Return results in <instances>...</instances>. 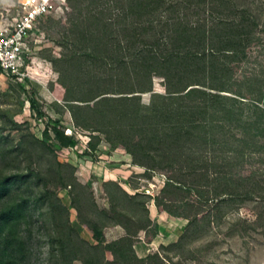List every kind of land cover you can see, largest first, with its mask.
Listing matches in <instances>:
<instances>
[{
    "label": "trees",
    "instance_id": "trees-1",
    "mask_svg": "<svg viewBox=\"0 0 264 264\" xmlns=\"http://www.w3.org/2000/svg\"><path fill=\"white\" fill-rule=\"evenodd\" d=\"M68 4L55 21L58 51L48 47L44 57L57 72L51 91L69 111L73 132L45 115L28 78L25 85L14 80L12 90L46 116L42 137L15 120L24 99L17 108L0 105V163L28 159L25 168L0 169V264H30L35 238L47 245L43 264H208L207 235L215 229L228 224L225 236H244L264 227V0ZM80 129L88 132L86 156L95 161L103 140L121 147L144 178L164 177L159 190L152 195L132 184L129 192L118 180L97 178L106 200L99 205L91 183L56 154ZM151 201L186 224L175 241L139 256L136 242L159 232ZM247 204L254 220L232 216ZM70 209L95 242L72 225ZM115 226L123 233L108 239ZM201 237L206 241L196 244Z\"/></svg>",
    "mask_w": 264,
    "mask_h": 264
},
{
    "label": "rangeland",
    "instance_id": "rangeland-1",
    "mask_svg": "<svg viewBox=\"0 0 264 264\" xmlns=\"http://www.w3.org/2000/svg\"><path fill=\"white\" fill-rule=\"evenodd\" d=\"M14 3L15 0H0V16L8 17L12 13ZM65 14L66 13L63 15L51 16L54 21H50L48 17H44L40 21V31L35 36L36 41L30 42V57L27 60L29 68L26 72L45 115L49 118L59 119L64 127V132L66 133L68 127H73L71 116L69 111L63 105V102H61V100L51 91V84L56 79L57 72L54 71L51 62L44 57V55L47 54L45 49L48 47L52 48L54 53H57L58 51L59 47L55 46L53 43L56 28L55 21L59 18H62L63 20ZM262 61L264 62V58H262ZM14 84L16 85V82L9 76L0 75V105L17 108L19 106V100L24 99L22 110L15 115V120L28 126L29 131L35 136L42 137V130L46 116L42 118L37 117L32 112L29 102L26 100V95L19 90H12L14 89L12 88V85ZM8 88L11 90L6 93L5 91H7ZM154 88L156 90H162L159 78H154ZM143 98L146 101L148 95L145 94ZM5 135L10 139L13 138L14 143L18 140V136L13 130H7ZM73 136L74 142L71 146L63 148L57 145L55 146L56 154L60 160H67L76 166L77 178L80 181L91 183L97 202L99 205L105 206L106 200L101 191L99 182L97 181V178L100 177L91 173V171L84 166L85 162L88 160L91 162H97V165L103 166V169H107L108 162H114L108 159L105 153L106 151H109L108 148L110 145L103 140L98 146L96 160L94 161V158L84 154L88 141V132L80 129L75 131ZM104 146H106V148ZM116 149V151L111 154L112 157L115 158L112 160L123 161L124 157H122V155L126 152L121 147H116ZM27 162V158L23 159L21 157L8 159L7 163H0V169L4 171H14L18 168H25ZM121 168L126 171V173L117 172L116 176H120L117 180L129 192L135 191V189L132 188L133 184L139 187L138 190L154 195L163 184L164 177L161 174H156L151 178L146 179L143 176V170L141 168H129L128 170L125 166H122ZM122 174H126L124 175L125 177H123ZM130 180L131 184L129 183ZM59 195L63 203L69 206L70 199L67 189H59ZM149 207L151 216H157L158 211H155V205L152 201L150 202ZM235 215H240L249 221L254 220L256 217L252 204H247L245 207L238 210L237 213H232V216ZM172 217L169 214H164L160 220H162L163 227L167 225L171 226L173 234L170 235L166 232V229H169L170 227H166V229L161 228V231H159L155 238H153L151 245H148L143 241L142 243L139 241L136 242L135 249L139 256H145L148 253V248L153 249L154 247L153 250H155L159 244L163 242L167 244L177 239L178 233L186 224V220L183 218L174 219ZM70 219L72 225L78 230L81 236L95 242L92 238L91 232L78 223L73 209H70ZM227 225L228 224H224L220 230L215 229L213 233L207 235L208 242H211V247L205 252L209 259L208 264H264V227L262 225H257L254 230L250 228L249 233L244 236H225ZM113 236L114 234L107 230V238L110 239ZM141 236L143 235L141 234ZM204 240L206 241L205 237H201L198 238L195 243L199 244L205 242ZM31 248L30 264H43L42 262L47 250V245L44 240L35 238L31 243ZM75 263L82 264L80 261H75Z\"/></svg>",
    "mask_w": 264,
    "mask_h": 264
},
{
    "label": "built area",
    "instance_id": "built-area-1",
    "mask_svg": "<svg viewBox=\"0 0 264 264\" xmlns=\"http://www.w3.org/2000/svg\"><path fill=\"white\" fill-rule=\"evenodd\" d=\"M69 10L68 0H15L12 13L0 16V75L26 84L30 42L40 31L44 17L63 15ZM73 127L67 128L71 134Z\"/></svg>",
    "mask_w": 264,
    "mask_h": 264
},
{
    "label": "crops",
    "instance_id": "crops-1",
    "mask_svg": "<svg viewBox=\"0 0 264 264\" xmlns=\"http://www.w3.org/2000/svg\"><path fill=\"white\" fill-rule=\"evenodd\" d=\"M104 147L106 148V146H104ZM108 149H109V151H106L105 152L106 153V157H108V159H110L111 161H114V162H108L107 169H103V166L97 165V162H91V161H88V160L85 162V166L84 167L86 169H88L89 171H91V173H93L94 175H96V176H98L100 178L103 177V178H106L107 179L109 177L110 179H114V180H117L120 177V176L119 177L116 176V173L117 172L118 173H120V172L121 173H126V171H124L121 168L122 166L127 167V170L129 168H131V169L133 168L134 169V168L137 167V166H134V165L131 164V158H130V155L128 153H125L124 155H122V157H124L123 158V161H121V160H112V159H115V158H113L111 154H113L117 149L116 148H113V147H109ZM137 168H139V167H137ZM122 175H123V177H125L124 175H126V174H122ZM155 211H156V208H155ZM164 214L167 215L166 212H158L157 213V216H155V217L152 216V217L155 218L159 222V231H161V228L162 229L163 228L166 229V227H170L169 229H166V232H167V234H170L171 235V234H173V231H172L173 229L171 228V226L170 225H167V226L163 227L162 220H160V219H162V216ZM172 218H174V219H181V218H178V217H172ZM108 230L111 233L114 234L113 237L119 236V235H121L123 233V229L121 227H119V226L111 227ZM142 241L143 240H140L139 242L142 243ZM152 241L151 242H148V243L145 242V241H143V242H145L148 245H151ZM163 244H166V243L163 242ZM153 249H154V247H153ZM153 249H151V248L149 249L148 248V252L151 251V250H153Z\"/></svg>",
    "mask_w": 264,
    "mask_h": 264
}]
</instances>
